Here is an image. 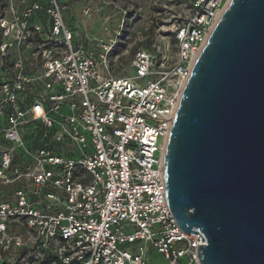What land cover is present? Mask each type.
I'll list each match as a JSON object with an SVG mask.
<instances>
[{"label":"built area","instance_id":"obj_1","mask_svg":"<svg viewBox=\"0 0 264 264\" xmlns=\"http://www.w3.org/2000/svg\"><path fill=\"white\" fill-rule=\"evenodd\" d=\"M230 1L0 0V264H201L163 157Z\"/></svg>","mask_w":264,"mask_h":264},{"label":"water","instance_id":"obj_2","mask_svg":"<svg viewBox=\"0 0 264 264\" xmlns=\"http://www.w3.org/2000/svg\"><path fill=\"white\" fill-rule=\"evenodd\" d=\"M163 175L179 228L205 236L201 264H264V0H231L212 29L182 91Z\"/></svg>","mask_w":264,"mask_h":264},{"label":"rangeland","instance_id":"obj_3","mask_svg":"<svg viewBox=\"0 0 264 264\" xmlns=\"http://www.w3.org/2000/svg\"><path fill=\"white\" fill-rule=\"evenodd\" d=\"M155 11L153 10V8H151L150 6H148V4H146V7H144L142 10H141V17L138 18V20L135 21V27L132 28V31H131V27L129 28H125L123 27V32L122 34L124 35L127 30L130 29V31L132 32V34H134L136 31H142L143 27H144V24L148 23L149 24V30L151 31L153 29V26L150 25V20L153 19V15H154ZM96 22V20L93 18L92 20H89V30H88V36L89 37H93V35L95 34H98V35H101V30L99 28L98 25H96V23L94 24L93 23ZM79 30L82 31V27H79ZM129 34V32H127ZM150 259H151V264H164V260L162 259L161 256L157 255L156 253H151L150 255Z\"/></svg>","mask_w":264,"mask_h":264}]
</instances>
